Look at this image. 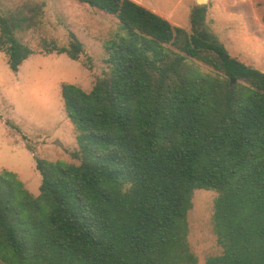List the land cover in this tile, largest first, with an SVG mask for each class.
I'll use <instances>...</instances> for the list:
<instances>
[{
  "label": "trees",
  "instance_id": "obj_1",
  "mask_svg": "<svg viewBox=\"0 0 264 264\" xmlns=\"http://www.w3.org/2000/svg\"><path fill=\"white\" fill-rule=\"evenodd\" d=\"M79 1L123 31L104 42L107 70L89 91L62 84L78 162L36 156L38 194L0 170V264H197L188 212L198 188L218 193L222 251L205 264H264V71L229 52L205 4L189 31L136 0ZM41 4L0 9L14 71L34 52L19 32L37 24ZM52 44L42 40L46 53L85 52L71 30Z\"/></svg>",
  "mask_w": 264,
  "mask_h": 264
},
{
  "label": "rangeland",
  "instance_id": "obj_2",
  "mask_svg": "<svg viewBox=\"0 0 264 264\" xmlns=\"http://www.w3.org/2000/svg\"><path fill=\"white\" fill-rule=\"evenodd\" d=\"M136 1L189 31L193 7L205 4L207 26L229 52L264 71V0ZM34 2L43 4L37 8V24L19 32L34 52L14 71L0 49V170L17 172L26 188L37 194L42 176L36 156L78 162L71 155L78 142L64 108L62 84L75 83L89 91L107 70L104 42L123 29L115 15L79 0H0V9L15 11ZM70 30L85 44L78 59L65 52L44 51L42 40L65 45ZM193 64L202 72L211 70L200 60ZM217 195L213 189L193 192L188 240L198 256L197 264H205L208 256L222 251L214 231Z\"/></svg>",
  "mask_w": 264,
  "mask_h": 264
},
{
  "label": "crops",
  "instance_id": "obj_3",
  "mask_svg": "<svg viewBox=\"0 0 264 264\" xmlns=\"http://www.w3.org/2000/svg\"><path fill=\"white\" fill-rule=\"evenodd\" d=\"M50 1H51V0H50ZM55 1H56V2H63L64 0H55ZM38 193H39V192H38ZM38 193H37V194H38Z\"/></svg>",
  "mask_w": 264,
  "mask_h": 264
}]
</instances>
